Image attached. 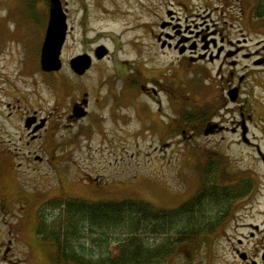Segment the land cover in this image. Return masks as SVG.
Wrapping results in <instances>:
<instances>
[{
    "label": "rangeland",
    "instance_id": "374dc122",
    "mask_svg": "<svg viewBox=\"0 0 264 264\" xmlns=\"http://www.w3.org/2000/svg\"><path fill=\"white\" fill-rule=\"evenodd\" d=\"M171 1L174 0H62L68 9L69 29L61 53L62 68L54 72L41 67L50 20L49 0H0V107H13L4 108L6 112L12 111L13 152L24 146V141L19 140L24 129L20 113L12 103L21 105L22 114L26 107H35L45 114L52 111L55 119L75 98L87 96L91 99L90 107H101L99 115L103 116L91 131L89 119L79 125L67 120H62V124L52 122L41 140L47 142L52 154L66 153L63 157L67 160H55L57 166L43 163L35 169L26 162L12 166V187L1 193L7 203L0 207V264H54L53 248L41 240L37 226L39 213L46 216L57 213L49 206L55 199L133 197L158 208H178L185 189L196 183L193 176L203 169V160L197 157L221 136L204 132L211 114L215 112L216 119L227 124L233 123L234 115L239 120L237 105L230 103L229 107L220 108L186 107L198 115L204 110L209 112L206 116L202 114L206 122L198 123L195 130L182 125L183 120L178 121L182 115L179 98L193 105L212 101L217 95L212 79L218 77L210 66L209 71L213 72L206 73L203 82H193L196 73L192 67H185L177 51L160 45L157 40L163 29L160 21ZM184 1L187 8L181 9L176 3L179 6L176 10L184 18L189 16V22L193 18L202 21V15L210 19L204 8L206 0ZM99 45H105L109 53L97 59L95 49ZM81 53L91 54L93 63L85 74L78 75L70 60ZM257 81L253 98L257 107H248V112L253 117L251 129L261 138L264 151V125L260 122L264 120L263 76ZM163 85L171 90V99L167 92L161 91ZM151 86L159 90L160 101L172 107L165 123L158 118L152 120L154 112H147V107H158L146 93ZM86 91L88 94L84 95ZM110 107L119 108L110 112ZM167 118H171L172 125L167 124ZM192 131L196 137L191 140L188 134ZM223 133L226 136L223 145L233 160L220 174L221 183H227L231 174L235 178L250 167H260L256 165L255 148L240 143L238 133L229 130ZM63 142L66 143L60 145ZM35 146H27L23 151ZM14 160L16 164L21 161ZM60 173L64 186H60ZM89 175L106 179L107 186L98 189L87 178ZM219 232H207L196 243L183 245L176 264H232L226 253L229 249L226 234ZM223 254L221 261L217 257Z\"/></svg>",
    "mask_w": 264,
    "mask_h": 264
},
{
    "label": "flooded vegetation",
    "instance_id": "af4514ba",
    "mask_svg": "<svg viewBox=\"0 0 264 264\" xmlns=\"http://www.w3.org/2000/svg\"><path fill=\"white\" fill-rule=\"evenodd\" d=\"M213 1L215 3L212 0H206L204 7L207 11L206 16H211L210 19H205V16L202 15V21L193 18L190 22L189 16L184 18L180 15L179 10H176V7L179 6L181 9L187 8V3L184 0L171 1L165 7L164 17L160 21V26L163 29L157 36V40L163 48L174 49L178 52L179 59L183 60L185 67H192L196 73L193 82L196 83L197 80V83L203 82L201 79L207 77L205 74L208 72L214 71V75L218 77V80L217 78L212 79V85L216 86L217 91V95L212 101L193 105L179 98L182 107H178V109L182 110V115L178 117V121L183 120L182 125L191 126L195 130L198 123L200 125V122H206L204 121L205 118L202 120V114L204 113L206 116L205 113H209L204 110L198 115L197 120H194L193 117L183 116V113L187 111L186 107L220 108L229 107L228 105L232 103L237 105L240 115L239 120H236V115H234L233 123L227 124L223 119H216L218 114L215 112L211 114L212 117L208 119L207 126L204 125V132L215 137L218 134L221 136L213 142L212 147L205 148L206 150L201 153L202 155L197 157L203 160V169L198 168L199 173L197 172L193 176L196 183L192 188L185 189L180 206L195 208L204 202L208 209L206 211L207 216L215 221H213L215 228L212 229V233L224 231L226 234L229 243V249L226 253L230 256L228 262L230 261L232 264H264V151L260 145L261 138H257L258 135L253 133L251 129L252 122L250 120L253 117L252 113L248 112V107H257L253 101L256 84L259 77L263 76L264 78V0ZM176 3H179V6ZM210 66L214 68L213 71H209ZM193 85L195 86V84ZM144 86L148 87L147 85ZM161 91L167 92L169 99H171V90L168 87L163 85ZM146 93L158 105V107H147L148 113L154 112L155 114H153L152 120L158 118L160 123H165L164 120L166 116L170 115L172 107H167L160 101L157 96L159 90L156 87H149ZM87 94L86 91L84 95ZM84 99L87 101L86 104L83 103ZM81 103L84 105L82 110L86 111L83 116L75 113V106ZM175 103L177 104V102ZM12 104L20 113L19 117L22 120L21 125L24 133L19 140L24 141V146L22 148L16 147V153L13 152L10 120L12 111L6 112L5 110H12L13 107H0V207L2 208L7 201L5 195L2 194V197L1 193L8 192L12 187V166L24 165L26 162L37 169L43 163L49 166H57L56 159L60 162L67 160V157H63L65 152L52 154L48 150L47 142L41 140L51 128L52 122L58 121L62 124V120H67L69 124L79 125L84 119H89L88 128L91 131L93 130L92 126L98 125L99 120L103 117L102 114L99 115V111L102 110L99 109L101 107H93L92 109L90 107L91 99L87 96H83L82 99L75 98L70 107L61 110L55 119L52 117L54 114L52 111L45 114L38 108L26 107L27 109L22 114L21 105ZM8 106L11 105L8 104ZM55 108L58 110V107ZM118 108L110 107L109 111L113 112ZM260 122L264 125V120ZM172 123L171 118H167V124L172 125ZM259 126L257 125V127ZM186 130L183 129V132L186 133ZM227 130L238 133L240 143L257 150L254 156L257 157L256 165L260 167H250L245 174H237L238 176L235 178L231 174L227 183H221L220 174L227 170L226 166L231 164L233 160L223 145V141L226 139L223 132ZM193 132L188 134V139L192 140L196 137ZM65 143H60V145ZM30 145L36 146L34 149L28 147L27 151H23ZM64 148L63 150H65ZM39 149L44 151L40 152ZM55 149L59 150L58 148ZM70 149L71 147L67 148L68 151ZM13 155H15L14 158ZM15 158H19L21 161L16 164ZM56 169L60 168L56 167ZM14 170L16 173L17 170ZM58 176L60 186H64L63 176L61 173ZM87 178L98 189L105 188L108 183L106 179L100 180L101 177L98 179L89 175ZM220 189L226 200L224 199L225 202L221 206L211 207L215 200L217 202ZM94 200L114 199L103 198L102 196ZM209 206L211 207L210 210ZM221 257H225V254L219 255L217 258L221 259Z\"/></svg>",
    "mask_w": 264,
    "mask_h": 264
},
{
    "label": "trees",
    "instance_id": "16d2710c",
    "mask_svg": "<svg viewBox=\"0 0 264 264\" xmlns=\"http://www.w3.org/2000/svg\"><path fill=\"white\" fill-rule=\"evenodd\" d=\"M183 116L198 118L190 110ZM222 194L220 189L211 207L225 202ZM49 203L57 213H39L37 232L51 244L54 264H176L183 245L196 243L215 228L204 202L173 209L133 197L59 198Z\"/></svg>",
    "mask_w": 264,
    "mask_h": 264
},
{
    "label": "water",
    "instance_id": "95a60500",
    "mask_svg": "<svg viewBox=\"0 0 264 264\" xmlns=\"http://www.w3.org/2000/svg\"><path fill=\"white\" fill-rule=\"evenodd\" d=\"M50 20L47 28L46 37L42 47L41 66L45 71L60 70L63 65L61 58L62 48L68 33L67 8L64 7L62 0H49ZM109 53L105 45H99L95 49V57L103 58ZM93 63V56L89 53H81L70 60L71 68L78 74H84ZM86 104V99L83 100ZM83 103L75 106L76 115L83 116L86 111L82 110Z\"/></svg>",
    "mask_w": 264,
    "mask_h": 264
}]
</instances>
